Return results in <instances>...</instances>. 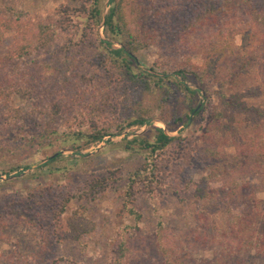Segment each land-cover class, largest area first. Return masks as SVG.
Masks as SVG:
<instances>
[{
	"label": "trees",
	"instance_id": "obj_1",
	"mask_svg": "<svg viewBox=\"0 0 264 264\" xmlns=\"http://www.w3.org/2000/svg\"><path fill=\"white\" fill-rule=\"evenodd\" d=\"M22 1L9 0L0 5V38L6 33L16 34L12 50L0 55V132L11 140H26L25 146L33 150L59 135V127H64L75 141L98 144L111 136L106 125L110 120L120 128V133L125 128L147 125L167 108V129L175 132L189 122L190 114L201 116L205 109L190 107L185 117L175 110L174 103L181 94L190 101L201 92L188 88L184 81L204 88L206 71L209 74L217 66L224 67V84L228 89L220 88L218 108L209 113L201 133L206 145L202 151L205 167L201 170L208 173L199 179L198 183L203 184L195 185L192 196L198 203L199 216L194 219L202 230L210 228V210L224 208L230 218L227 230L213 245L216 252L212 258L198 263L242 264L251 253L264 260V185L260 199L247 179L258 181L264 174V106L253 102L264 95V81L245 86L259 63L264 73V0H179L177 4L153 0L155 27L143 26L135 32L126 25L120 0L109 1L104 17L101 0H79L77 12L83 15V21L78 25L73 23L72 10L61 6L55 11L57 18L49 16L23 31L28 21ZM241 10L255 28L251 34L240 33L242 45L240 54H236L228 42L225 21ZM101 23L104 37L118 47L99 38L97 30ZM199 27L207 28L200 45L191 40L199 39ZM150 45L158 46V56L163 59L151 67L159 76L137 67L136 53ZM225 50H229L227 54ZM196 53L203 54L206 71L191 62ZM17 97L29 104L31 110L24 112L15 107L12 101ZM30 122L33 127L28 125ZM153 132L151 140L134 137L123 141L125 150H138L144 156L142 166L128 174L123 195V212L135 222L141 218L134 208L136 186L152 184L158 168L157 156L179 140L161 128H154ZM214 132L221 135L216 141H212ZM9 150L7 146L0 147V152ZM59 157L58 153L48 162ZM237 174L248 177L236 179ZM110 181L97 179L75 195L77 203L71 217L56 223L60 238L79 241L93 233L94 224L87 217L89 202L103 194ZM217 183L218 187H212ZM158 227L162 225L159 223ZM128 230L131 227H124L123 234ZM125 252L126 243L122 240L108 264H124ZM34 260L40 261V256L34 255ZM183 262L180 258L173 261Z\"/></svg>",
	"mask_w": 264,
	"mask_h": 264
},
{
	"label": "rangeland",
	"instance_id": "obj_2",
	"mask_svg": "<svg viewBox=\"0 0 264 264\" xmlns=\"http://www.w3.org/2000/svg\"><path fill=\"white\" fill-rule=\"evenodd\" d=\"M109 1L101 0L102 17L108 12ZM120 1L130 31L135 32L143 26L155 27L153 0ZM7 3L9 0H0V5ZM79 3V0H23L21 8L27 13L28 21L23 31L49 16L57 18L55 11L61 6H68L72 10L73 23L78 25L83 21V15L77 12ZM171 3L177 4L179 0H171ZM225 25L231 49L240 54V33L251 34L255 26L242 10L235 16H229ZM197 31L199 39L191 40L200 45L204 41L201 36L205 35L207 28L199 27ZM97 32L101 40L118 47L114 41L104 37L102 23ZM15 35L10 32L0 38V55L12 50ZM158 51L157 45L139 50L135 55L137 67L159 76L151 70L155 62H163ZM228 51L225 50V54ZM203 57L202 53L193 54L191 62L206 71L208 67ZM261 65L259 63L252 71L245 86L264 81V73L259 69ZM226 75V69L217 66L209 74L206 71L204 88H199L193 81H184L192 90L201 89L203 95L199 92L194 100L188 101L181 94L174 103L175 110L185 117L190 107L204 106L205 109L201 116L190 114L189 122L178 127L175 132L167 129L168 108L160 116L151 118L147 125L125 128L120 133V128L110 120L106 125L110 127L111 136L98 144L87 145L83 140L75 141L73 136H68L64 127H59V135L33 150L25 146L26 140H11L3 131L0 132V147L10 148L7 152H0V264H108L110 255L122 240L126 243L124 264H175V258H180L183 264H199L200 260H210L215 251L213 245L227 230L230 215L224 208L210 210V228L202 230L194 219L199 215L198 203L192 192L195 185L199 184V179L208 173L201 170L206 161L202 152L206 147L201 140L202 127L209 113L213 112L212 109L218 108L220 88L228 89L225 88L227 83L224 84ZM176 79L182 81L179 77ZM12 102L24 112L31 110L29 104L18 97L13 98ZM253 102L264 106V95ZM113 105L116 107L114 102ZM113 113H118V110L115 109ZM28 125L33 127L32 122ZM154 128L164 129L168 135L179 140L157 156L158 168L152 184L148 187L142 184L136 186L134 208L141 218L135 222L123 212V195L128 174L142 166L144 156L138 150H125L123 141L134 137L151 140ZM212 137V141H216L221 135L214 132ZM58 153L60 157L56 161L48 162L50 157H57ZM226 162L231 165L229 160ZM246 177L248 174H237L236 179ZM101 178L111 181L103 194H97L89 202L87 217L94 224L93 233L79 241L60 238L56 223H63L71 217L77 203L75 195L87 190ZM210 178L213 177L210 175ZM247 179L261 199L264 174L258 181L257 178ZM219 185L212 184V187ZM159 223L161 228L158 227ZM134 226L137 228L132 229ZM124 227H131V230L123 234ZM213 237L215 240H212ZM34 255H39L40 261H32ZM242 264H264V260L251 253L243 258Z\"/></svg>",
	"mask_w": 264,
	"mask_h": 264
},
{
	"label": "water",
	"instance_id": "obj_3",
	"mask_svg": "<svg viewBox=\"0 0 264 264\" xmlns=\"http://www.w3.org/2000/svg\"><path fill=\"white\" fill-rule=\"evenodd\" d=\"M201 93H202V95H203V92L201 91ZM199 108V106L196 108V109H198ZM162 130H164V129H162ZM164 132L167 134V132L164 130Z\"/></svg>",
	"mask_w": 264,
	"mask_h": 264
}]
</instances>
